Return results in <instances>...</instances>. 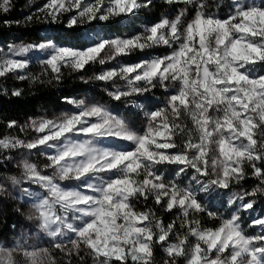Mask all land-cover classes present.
<instances>
[{
  "label": "rangeland",
  "instance_id": "1",
  "mask_svg": "<svg viewBox=\"0 0 264 264\" xmlns=\"http://www.w3.org/2000/svg\"><path fill=\"white\" fill-rule=\"evenodd\" d=\"M142 1L31 0L27 12L57 26L90 21L85 44L45 37L0 54V78L39 62L91 64L107 82L0 138L12 166L0 178V264H60L87 248L116 260L105 264L146 261L168 232L129 207L145 187L173 207L204 201L219 219H190L187 264H264V0H196L192 16L180 7L140 34L106 30Z\"/></svg>",
  "mask_w": 264,
  "mask_h": 264
},
{
  "label": "trees",
  "instance_id": "2",
  "mask_svg": "<svg viewBox=\"0 0 264 264\" xmlns=\"http://www.w3.org/2000/svg\"><path fill=\"white\" fill-rule=\"evenodd\" d=\"M7 8L0 11V54L8 43L33 42L45 37L83 46L86 42L85 32L92 30L88 20H75L71 25L62 21L61 26L49 23L40 14L27 12L31 0H7ZM188 7L192 16L198 8L196 0L168 1L143 0L136 12L120 16L104 23L106 30L118 35H132L145 31L151 23L160 21L168 13L177 12L180 7ZM27 8V9H26ZM50 29L49 34L46 30ZM91 64L75 69L64 66L57 71L33 62L30 68L19 75H8L0 78V138L9 134L16 126L23 127L30 120L48 111L61 110L68 105V100H78L85 94L104 95L98 86L107 85L106 81L96 79ZM264 140V136H263ZM244 167V166H243ZM11 164L4 152L0 150V178L11 173ZM255 170H247L246 182L255 184ZM141 189L136 198L129 200V207L135 212L145 213L151 221L161 225L168 233L166 239L154 236L150 240V258L146 261L125 259L122 264H187L181 252L183 241L188 238L192 224L190 219L200 225L217 227L219 219L211 217L209 208L201 201L199 210L173 207L169 201L157 194ZM206 208L208 211H206ZM191 211V212H190ZM191 213V215H190ZM210 216V217H209ZM2 219H0L1 221ZM156 225V226H158ZM194 225V224H193ZM190 227V228H189ZM88 255L75 253L58 257L60 264H105L116 260L97 255L87 248Z\"/></svg>",
  "mask_w": 264,
  "mask_h": 264
}]
</instances>
